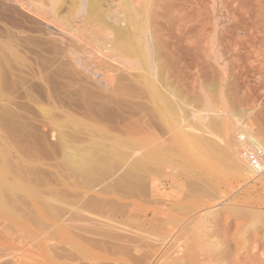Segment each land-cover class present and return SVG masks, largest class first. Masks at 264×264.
Here are the masks:
<instances>
[{
    "label": "rangeland",
    "instance_id": "374dc122",
    "mask_svg": "<svg viewBox=\"0 0 264 264\" xmlns=\"http://www.w3.org/2000/svg\"><path fill=\"white\" fill-rule=\"evenodd\" d=\"M94 1L96 5L94 7H96V9H94V7L92 8L90 7L89 9H90L91 17L93 19L95 17L96 21L95 19L93 20L90 16L88 18H91V19L87 18L88 14L86 13V11L88 8L86 7L85 2H83L82 0H53V1L52 0H0V45L1 47L3 46L2 47L3 49L0 48V51H1L0 52L1 53L0 54V65L2 64L0 66L1 67L0 68V80H1L0 81V84H1L0 85V91H1L0 92V99H1L0 100V115L4 116V119H5L4 120L3 117L0 116V120L2 119L4 121V122L2 120H1L2 122L0 121V180H1L0 181L1 183L0 184V249L2 250V251L0 250V255H1L0 264H19V263L20 264L21 263L23 264H32V263L33 264H92L94 263L95 264L96 262L97 264H128V263L129 264H143V263L144 264L145 263L146 264H164L163 262L167 264V262L163 261V259L164 260L167 259V261H171L170 259H172L173 256L180 255L181 253L180 251H182L183 249L182 240H184V237H185L184 234L188 233V231L195 230L196 227L198 230H200L202 223H199V222H203L202 217L204 216L205 210L207 209V207H216L218 206V204H219L218 209L214 211V213L215 212L217 213H215L214 215H211L210 221H214V220L216 221L217 219L220 221L222 218L231 219L232 223L235 222V223H239L241 227L244 226L245 231H243L244 229L242 228L243 232H247L248 230L249 233L253 229H256L257 227L262 225V223H264V175H261L260 177L255 178L254 175H249L245 171L244 166L240 167L241 168L239 169L241 171L240 172L241 174H240L236 170H233L232 169L233 167L229 166L228 164L230 162H231L230 165H232L233 162L235 163V160H234V152L236 151L235 142H236V136L238 135L237 133L240 128L237 126H235V129L234 128L232 129V132H231L232 135L230 139L232 140L231 142L230 140L227 142V139H225V134L223 136V131L219 129L220 135L219 136L214 135L215 137L213 136L215 138L214 139L215 141L218 138V141H216L215 143L218 149L215 146V148L217 149L216 150L214 146L212 145L213 147H210V146L208 147L209 150H211V148L213 149L211 152L206 148H205L206 150L204 149V151L200 152L197 148L198 146L196 143L197 140L194 137H190L191 139L188 138L187 142L184 143L182 140H178L179 138H176L174 136L177 130L173 131V133L168 132L166 131L164 125L156 124L157 121L155 120L154 121L155 124L153 125L154 127L152 128L153 130L151 129V131H153L152 133L155 132L157 134L156 137H158L160 141V143L156 145L157 147L156 150L158 154L156 158L157 159L159 158V159L157 160L155 158V160L148 161V162L154 163V164L150 163L152 164L153 167L151 165L149 167L153 169L156 168V170H158V172L154 170L155 173L151 172L155 180L149 181L150 183L147 181L146 187L149 185L150 186L145 188L147 190H145L144 192H141V190L138 187L137 189L135 186L134 177H132L131 179L128 178L127 180L126 178L123 179L126 181H121L122 179L121 180L119 179L120 178L119 176L123 172H125L124 170L126 169L130 170L128 163L132 164L131 163L132 160L137 158L138 157L137 155H140L141 153V150L139 149V144H138V140L140 136L137 135V130H135L137 128L133 126H136V123L138 121L137 118H139L140 115L143 114L144 112H145L144 116L148 115L145 118V120L148 121L149 119L148 117H150L149 109L151 108H149L150 105H149V101L146 100L147 98L142 97L144 93L146 96V91L143 88L144 87L143 82L147 76H145V71L141 68V65L138 63V57L136 56L135 58L134 53L132 52L130 53L127 51L125 52V50L118 49L116 46H113V45H117V42L118 44L121 45L120 40L123 41L122 45L123 44L125 45L126 39L124 38L127 37L126 34H128L130 31H131L130 33L135 32L133 31L134 27L131 25V23L127 22L129 20V19H126L125 17L127 15V12L129 13V15H127V18L138 16L137 17L138 21L141 22L142 27H143V29L141 27L140 35L142 38L141 40L142 47H144L143 51L145 50L143 52L144 60L146 58L145 57L146 54L152 52L153 46L156 48V44H157V49L159 48L158 49L159 51L156 49L154 51H158V52L154 53L153 51V54H156V55L152 56V53L147 54L149 55L148 59L149 58L151 59L150 61H152L153 58L156 59V61L154 60L153 66H150L152 67L151 72L152 73L156 72L157 70H154L155 67L159 68L161 67V64H163L161 68V70L163 69L162 72L166 70L164 71L166 74L163 72L164 73L163 76H166V77H163L165 85L161 83L162 85H164L161 87V84L156 81V84L158 83L160 85V86L157 85L159 86L158 88L159 89L163 88L161 89L163 92L168 91V92H172V94L175 93L173 96L179 99V96L176 92L181 93V95L184 92V94L188 95V93L190 94V90H192L193 88L197 86L201 88L202 90L206 91V88L210 83L209 88L207 90H212V91L210 92L208 91V95L215 96L216 97L215 99L213 97L210 99L216 100V103H219V105L220 104L224 105L226 103H229L227 100L231 99L229 98L230 96L227 95V92L223 90L226 89V87H227L226 90L233 89L235 92V96L236 97L238 96L237 100H240V102L236 103L237 113L228 112L227 115L223 117V119L220 120V117H219L218 119V121H220L219 123H221V125L224 127V124H227L229 122L235 125L236 121L238 120L240 122V125L241 126L243 125L242 127H245L246 129H248V131H251L252 134H254L256 137L261 139L262 137H264V133L261 132L259 128L260 122L261 124H264V120H263L264 114H262L264 113V80L263 78L261 79L260 77L262 76V74H264V72L261 70L262 72L261 74L260 72L257 73V71H260L258 69L259 67L260 69H264V67L261 68V66L257 65L258 62H255V59L256 60L260 59V58H257L256 55L257 54L260 55L262 51L264 52V43L262 42L264 40L262 39L264 38L263 36L264 35V32H263L264 31V23H263L264 11H262L264 9L263 8L264 0L262 1L261 0H250V1L248 0L249 2L246 0H244L246 2L239 0V2L241 3L240 5L236 3L237 0L235 1L232 0L233 3L231 0H225V1L223 0V2L219 0L220 2H215V5L212 4V0H201V1L200 0H122V1L121 0H103V1L94 0ZM202 2L203 4L205 3L208 5H205V4L203 5ZM222 3H226L224 4L226 8ZM260 3H263V4L260 5ZM218 4H220V7L217 8ZM221 4H222V7H221ZM232 5H234L235 7L234 6L231 7ZM242 5L243 7L245 8L247 7V8L246 9L243 7L241 8ZM83 6L86 8V10L85 8H83ZM97 6H100V8L99 7L97 8ZM203 6L209 7V8L207 9V8H204ZM248 6L250 9L248 8ZM261 6H262V9H261ZM136 7L138 8V10L136 9ZM200 7H203V10L207 9L206 12L209 13L208 17L210 16V19L204 17V15H206V12L205 10L204 12H202L201 11L202 8ZM227 7L229 8V11L231 10L232 11L229 12L228 10H226L228 9ZM252 8L254 9L252 10ZM123 9H125L126 11ZM135 9L138 14L136 13ZM247 9L251 11L249 12ZM101 11L102 12L104 11V12L102 13ZM200 11L203 14H201ZM239 12L242 13V16L240 15ZM256 12L259 14V16L257 15L259 18H257L256 15L254 16V14H257ZM92 13L95 15H93ZM125 13L126 15H124ZM260 15H261V18H260ZM210 20H211V23H208L210 22ZM126 23L127 25L129 24V26H132V27L126 26ZM205 23H208V24H205ZM258 23H260L261 25ZM212 24H215L216 26L219 24L218 26L222 27L220 29L221 34H219L218 32L213 34ZM199 27L201 28V30L199 29ZM233 27H234V30L237 28L236 31L230 30ZM202 28L205 29V30L203 29L205 31L203 32V34H202ZM206 30L207 31L209 30L210 33L207 32ZM224 32H226L227 34L230 33L231 35L229 34L228 36L229 37L232 36V37L229 38L227 35L224 37L223 36V34L225 35ZM200 33L202 35H206L207 33H209L207 34V37L209 36L207 38L208 40L206 39L205 36H203L205 37L203 38ZM218 35L222 36V38L221 37L220 38L222 40L224 39L223 40V42L225 41L224 44L223 42H221L222 40L216 39V38H219ZM198 36L201 41H199V39L197 38ZM192 37H195V38H192ZM201 37L203 38V41L207 40L205 42L207 43L206 46L202 43L203 41ZM196 39L199 42L198 41L195 42ZM211 40H213V42ZM234 41L237 42L238 44L237 43L235 44ZM145 43L148 46L146 48H145ZM192 43H194V47H192L193 46ZM219 43H221V45ZM227 44H229L228 45L229 48ZM189 45H190V48H189ZM195 45H198V46L196 47ZM202 46H205L206 48L208 46V48L206 49V48H203ZM230 46H231V49H230ZM220 47H221V51H220ZM185 49L188 51H186ZM222 49L226 50V52L228 51L227 52L228 54L225 53L226 55L224 57H222V55H219V57H221L222 59H219L218 65L217 67H215V69L211 66L207 68L204 65L203 67L205 68L200 66L201 63L199 62L202 61L203 62L202 64H204L205 54H211V55H213L214 53L215 55L222 54L223 53ZM244 52L246 53L243 54ZM125 53L131 54L132 57L128 54V57H126L127 59H124L122 61L121 57ZM171 53L173 55H170V58H169L168 54H171ZM126 54L125 56H127ZM238 54L239 55L241 54V55L239 56ZM186 55H187V59H186ZM190 55L191 56L194 55L192 57L194 61L191 60L192 58H189ZM251 56H253V58ZM199 57H200V60H199ZM165 58L166 59L168 58V61L170 63L166 62ZM43 59L45 61L42 62ZM171 59H173L172 62L174 61L173 64H171L172 63ZM248 59H250V61H248ZM240 60H241V63H240ZM33 61L35 62L33 63ZM190 61L192 63H190ZM134 62L137 64H135ZM195 62H198V63L194 64ZM178 63L180 65H178ZM235 63H236V67L238 68H235V65H234ZM51 64H54L55 67ZM158 64H159V67L156 66ZM239 66H240V69H239ZM181 67L183 68L180 69ZM238 69L242 71L239 72ZM244 69H245V72L243 71ZM44 70L49 71V72H46ZM62 70H66V72ZM181 70L182 72H180ZM183 70H185L186 72H184ZM234 70L236 71L235 74H234L235 72ZM169 71H171V73ZM203 72L207 73L206 76H209V78L206 77ZM50 73L52 75H49ZM173 74H175V76ZM254 74H258V75H254ZM45 75L46 77H44ZM203 76H205L207 79L206 78L204 79ZM256 76H259V77H256ZM4 77L6 78V80ZM154 77L156 79V76ZM124 79L128 81L126 82ZM29 80H31V83ZM116 81H117L118 86L114 84L116 83ZM165 81L167 83H165ZM235 83L237 86L235 85ZM120 84L124 88L123 87L121 88ZM166 84H169V86ZM204 84L205 86L207 84L208 85L205 87ZM214 84H216V87L214 86ZM220 84H224L225 87L221 86ZM10 85L14 88H12ZM170 85L172 89L170 88ZM84 86L87 89H85ZM114 86L118 88L115 89ZM210 86L213 88H210ZM218 87L219 89H217L218 90L217 91L216 88ZM120 88L124 90L121 91L119 90ZM129 88H131V91H129L130 90ZM64 92H67V93H64ZM223 92H226L225 94L226 96H224ZM86 93L87 94L89 93V94L86 95ZM120 93H123V94H120ZM95 94H98V95H95ZM89 95L94 99H92ZM111 95L114 96V98ZM186 95H182V96H186ZM218 95L219 97H217ZM87 97L90 100H88ZM108 97L110 98L108 99ZM143 98H146V99L143 100ZM177 98L175 99L177 100ZM99 99L101 101L104 100L102 101V103L103 102L104 103L102 104ZM248 99L250 102L248 101ZM109 100L111 101L110 104H109ZM214 100L212 102H215ZM4 101L6 102V104ZM206 103L207 102H205L204 104ZM84 104H87V107ZM101 105L103 106L101 107ZM140 105H141L140 107L141 110L139 108ZM7 108H10V109H7ZM89 109H91V111ZM103 109L104 111H102ZM259 109L263 111H260L261 112L260 113ZM8 111L9 112L11 111V112L9 113ZM137 113L138 114L140 113V115H138ZM255 113H257V115H255ZM8 116L10 117L8 118ZM7 118L10 119V121L9 120L7 121ZM12 118H14V120ZM96 119H98V121H96ZM126 120L128 121L125 122ZM11 121L13 123H11ZM13 124H15L16 126ZM52 124H55L57 127ZM183 124H184L183 126L185 127H183L182 130L184 133L186 132L185 134L190 135L189 132H187L190 130L191 131L193 130L195 132L196 129L194 130L193 128L188 130L189 128L186 127V126H189L188 122H186L185 124V121H184ZM7 125L9 127H6ZM184 128L185 129L187 128V129L185 130ZM13 130L15 131L13 132ZM85 130L88 132H86ZM89 132H92V133H90L89 135L87 134ZM194 132H191V133H194ZM155 133L153 136L156 135ZM194 134L195 136L196 134L197 136L201 135L200 132L194 133ZM91 135H92V138L90 137ZM94 135H96V138ZM65 136L67 137V139L65 138ZM34 137H36L37 139L36 141ZM59 137H63L64 139L61 138L60 139L61 141H60ZM148 137L145 138L142 136L143 139L149 142L150 137L149 138ZM82 139H86V140H82ZM95 139H97V141L101 139L100 141L102 142L106 141L109 144H111V147H110L111 150L116 151L117 150L116 148H118V150L121 152L116 151L115 156L113 155L114 157L102 156V158L109 157L108 160L110 163L107 162V159H106L105 166L109 165L107 169L109 173L112 172L111 173L112 175L109 174L108 175L109 178H107L106 180L105 178L102 179L101 182L99 183L97 182L98 184L95 182H92L91 184L87 182V180L86 181L83 180L84 181L83 182L82 178H79V175L76 177V173H74V171H72L71 168L67 164H64L63 162L64 160L62 159V157L64 154L63 148L65 146L69 147V146L74 145L76 146L75 148H78L79 146L84 147V146H87V143L89 141L90 142L96 141ZM110 139H112L113 142L115 143H113L112 140H111L112 142L111 143ZM66 140L68 141V143ZM184 140L186 141V139ZM157 141L156 143H158ZM262 141L264 143V138H262ZM218 142L219 144L220 143L221 144L218 145ZM108 143H103V145L108 144ZM109 144L106 146H109ZM113 144L114 145L116 144V146H113ZM15 145H18V146H15ZM221 145L224 147H222ZM118 146L120 147V149ZM16 147H19V149ZM123 147H126V148H123ZM72 148L75 149L74 147ZM189 149L190 150L193 149L194 151L193 154H192V150H191V153L189 152L190 151ZM128 150L134 153L132 152L130 153V151ZM219 150L220 152H222V154L218 153ZM228 150H229V153H228ZM57 151L59 152L57 153ZM205 151H208L207 153H208L209 158L208 156H206L207 154ZM188 152L190 153V155ZM195 152H197L195 155L199 157L194 156ZM212 152L215 155L212 154ZM99 153H101V155L104 154L102 153V151L98 152L97 154L100 155ZM22 154H25V155L23 156ZM122 154L123 155L125 154L123 157L127 159V162H126V159H122L123 161H119L120 158H122L121 156ZM130 154L134 156L132 157ZM26 155L27 157H25ZM32 155H35L36 157ZM117 155H120L121 157L118 160L113 159L112 161V158H115V157L118 158ZM124 161L126 164H124ZM114 162L115 164L116 162H118L119 164L123 163L124 165L120 166L121 164L119 165L117 163L116 165L117 166L119 165L120 168L117 167L115 171L114 168H111L112 166L113 167L116 166V165H113ZM155 162H157L159 166L158 165L156 166ZM219 163H221L222 165ZM263 164H264V159H263ZM53 166H55V169ZM59 166H61V168ZM17 168H19L20 170ZM109 168L111 169V171ZM9 169L11 170V172ZM112 169L114 170L112 171ZM14 170H17V171H14ZM28 170H31V171H28ZM68 172H70L71 175ZM113 172H115L114 176H113ZM131 172L133 174V170H131ZM208 174L209 176H207ZM21 176L22 178H20ZM21 179L24 181L28 180L27 182H29V184L27 182H23ZM93 179L95 178H92V180ZM200 180L202 181L200 182ZM189 181L190 182L192 181L191 183H193L194 185L195 184L197 185V183L200 182L198 183V185L201 186L202 189L198 185H197L198 187L195 186V188L198 190V192L200 191V193L196 191V189L193 187L194 186L193 184H189ZM79 182L82 185L84 184L83 185L84 187L82 185L80 186ZM93 183L97 185H93ZM151 183L152 184L158 183V188L156 190L157 193L154 192V194H152L151 190H149V189H152L150 188L152 185ZM118 184L120 187L118 186ZM27 185L29 186V188ZM100 187H102L103 189L101 188L100 190ZM190 187L193 190H191ZM3 188L5 190L7 189L6 191L8 192H5ZM106 189L108 190V192ZM117 189L118 191L115 194V191ZM120 189L122 190L125 189L126 191L123 192ZM127 190L129 191V193L127 192ZM139 191H140V194H139ZM45 193L47 194L49 193L50 195H48L47 197ZM142 193H146V195ZM18 195H21V197L19 198ZM141 195L142 196L144 195L145 197L144 196L142 197ZM206 196L207 197L212 196V197H210V199L209 198L207 199ZM152 197H155V198H152ZM214 197L216 199H214ZM47 199L49 200V202H47L48 201ZM17 201L20 202L21 204L18 203ZM64 202L67 203L68 205H66ZM60 203L64 207L60 205ZM132 204H135V205L132 207ZM18 205L22 209H20ZM22 206L24 207V209ZM77 206L79 207L76 208ZM120 206L121 208H119ZM56 208L57 210H55ZM91 208H93L92 211H91ZM148 208H155L157 211V215L155 216V219H152V221H151V218H153L151 217L152 215H150L147 219H143V216H142L143 211ZM18 209L19 211H17ZM23 210H26L25 212L29 211L28 216ZM111 210L112 211L116 210V212L119 211V214L122 211L120 215L116 216V219L117 221L122 222L121 224H119V226L117 225V227H121L120 228L121 230H119L118 232L124 229L120 233L122 234L124 232L123 236H121L120 234H119L120 235L119 237L118 236L115 237L118 234L111 235L113 236V238L115 237L113 241L111 238L107 239L108 236L110 235H106L107 238L103 236H99V235L95 236L96 231L93 229V231L95 232L93 233L92 231L91 233L92 235L90 237L92 238V236L93 237L95 236L94 239L97 238L100 241L96 239V241L98 242L96 243V241L93 238L92 240L89 239L90 238L89 233L91 232L90 230L92 229V227L88 231V225H89L88 219L89 218L92 219L94 215V218H95L94 220H97L96 218H98L99 220L97 221H100L101 219L106 221L105 218L108 215H111L110 213ZM243 210L245 214L242 213ZM262 212H263V215H262ZM102 214H105L106 216L103 217L101 216ZM132 214L134 216V217L132 216L133 218L131 217ZM21 215H23V217ZM74 215L76 217H74ZM28 217H31V218H28ZM99 217H101V219ZM213 217H215V219ZM234 218L236 221L234 220ZM245 218H247L248 220L247 221L244 220ZM31 219L33 221L35 220L34 221L35 223L31 222L32 221ZM67 220H71V221L66 222ZM103 220H101V222ZM129 220L131 222H129ZM223 220L224 219H222V221ZM241 220H243L244 222ZM73 221L76 222L77 225L76 223H73ZM78 222L80 224H78ZM132 222L133 223L137 222L138 224L133 225ZM240 222H243V223H240ZM85 223H87L88 225ZM246 225L248 226V229L245 227ZM15 226L17 228H15ZM78 227L80 229L83 228V230L81 229L82 230L81 231ZM14 230L17 232H15ZM86 230L88 232H86ZM170 230H173V237H176L177 240L179 241L173 246V248L166 251L165 253L164 252L165 250L162 249L161 246H158V245H160L161 239L165 237L168 234V231ZM8 231L9 232L11 231L10 235ZM3 232H5L6 235ZM130 232L131 233L133 232V234H131ZM77 234L79 237L77 236ZM128 234H131V236H129ZM53 235L55 236V238ZM124 235L127 238H125ZM141 235L142 237L144 236L145 238L149 237L148 235H150L149 238L151 240L149 243H151V241L152 243L147 244L148 242L144 238H142ZM7 236L9 237L6 238ZM22 236L23 237L25 236L26 238H23ZM128 236L129 237L138 236V237H135L137 242H135L136 240L134 241L133 238L130 239ZM179 236L182 238H180ZM17 238L19 241H17ZM80 238L81 240H79ZM84 238L85 239L87 238V239L85 240ZM149 238H147V240ZM44 241L45 242L47 241V242L45 243ZM91 241H92V244H91ZM87 242H89L90 244ZM121 242H123V244L125 245H123ZM154 242H157L158 244L156 243L155 245ZM27 243L29 244V246ZM127 245L129 246L128 248H127ZM153 245L156 247H154ZM115 246L117 248H115ZM125 252L127 253L125 254ZM164 253H165V256L168 255L167 257H169L170 259L165 256L161 257V255H163ZM7 258L8 259L10 258V259L8 260ZM14 258L17 260L19 259V260L17 261ZM129 259L130 260L132 259V260L130 261ZM6 261L8 262L6 263ZM157 261L159 262L157 263Z\"/></svg>",
    "mask_w": 264,
    "mask_h": 264
},
{
    "label": "bare ground",
    "instance_id": "6f19581e",
    "mask_svg": "<svg viewBox=\"0 0 264 264\" xmlns=\"http://www.w3.org/2000/svg\"><path fill=\"white\" fill-rule=\"evenodd\" d=\"M53 1V0H52ZM83 2H85V4H86V7L88 8L87 9V11H86V13L88 14L87 15V18L90 16L91 17V13H90V7L92 8V7H94V6H96L95 5V1L94 0H82ZM103 1V0H102ZM122 1V0H121ZM201 1V0H200ZM221 2H223V0H220ZM219 0H212V4L213 5H215V2H220ZM225 1V0H224ZM232 1V0H231ZM235 1V0H234ZM242 1H244V0H242ZM246 1H248V0H246ZM246 1H244V2H246ZM250 1V0H249ZM248 1V2H249ZM262 1V0H261ZM83 2H81V3H83ZM203 2H205V1H203ZM203 2H202V4H203ZM53 3V2H52ZM77 3V2H76ZM78 3H80V2H78ZM97 3V2H96ZM227 3H229V2H227ZM232 3H233V1H232ZM236 3H238L239 5L241 4L240 2H239V0H237V2ZM254 3V2H253ZM84 4V5H85ZM100 4V3H99ZM120 4V3H119ZM200 4V3H199ZM201 4V5H202ZM205 4V3H204ZM203 4V5H204ZM217 4V3H216ZM223 5L224 4H226V3H222ZM222 4H221V7H222ZM242 4H243V2H242ZM245 4V3H244ZM248 4V3H247ZM250 4V3H249ZM257 4V3H256ZM261 4H263V3H260V5ZM98 5V4H97ZM108 5V4H107ZM106 5V6H107ZM205 5H208V4H205ZM228 5V4H227ZM237 5V4H236ZM254 5V4H253ZM51 6V5H50ZM102 6V5H101ZM105 6V5H104ZM225 6V5H224ZM234 5H232L231 7H233ZM238 6V5H237ZM250 6H252V5H250ZM257 6V5H256ZM100 8V6H97V8ZM204 8H209V7H205V6H203ZM203 7H200V8H202V12H204V10H203ZM218 7H220V4H218L217 5V8ZM229 7H230V5H229ZM235 7V6H234ZM243 7V5L241 6V8ZM260 7V6H259ZM83 8H85L84 6H83ZM124 8V7H123ZM225 8H226V6H225ZM224 8V9H225ZM228 8V7H227ZM238 8V7H237ZM236 8V9H237ZM243 8H245V7H243ZM247 8V7H246ZM245 8V9H246ZM248 8H249V6H248ZM264 8V7H263ZM94 9H96V7H94ZM136 9L138 10V8L136 7ZM136 9H135V11H136ZM207 9L205 10V12L207 11ZM232 9V8H231ZM250 9V8H249ZM254 8H252V10H253ZM261 9H262V6H261ZM82 10V9H81ZM84 10V9H83ZM85 10H86V8H85ZM99 10V9H98ZM107 10V9H106ZM123 10H125V9H123ZM212 10V9H211ZM210 10V11H211ZM223 10V9H222ZM226 10H228L229 11V8L228 9H226ZM248 10V9H247ZM80 11V10H79ZM95 11V10H94ZM94 11H93V13H94ZM126 11V10H125ZM128 11V10H127ZM201 11H200V13H201ZM232 11V10H231ZM231 11H229V12H231ZM246 11V10H245ZM249 11V10H248ZM251 11V10H250ZM249 11V12H250ZM262 11H264V9L262 10ZM261 11V12H262ZM102 12V11H101ZM104 12V11H103ZM102 12V13H103ZM56 13V12H55ZM92 13V14H93ZM96 13V12H95ZM102 13H100V14H102ZM123 13V12H122ZM136 13H137V11H136ZM199 13V14H200ZM236 13V12H235ZM240 13V12H239ZM246 13V12H245ZM257 13V12H256ZM97 14V13H96ZM138 14V13H137ZM201 14H203V13H201ZM208 12H206V15H204V17H206V18H208V19H210V16L208 17ZM214 14H216V13H214ZM251 14V13H250ZM261 14V13H260ZM59 15V14H58ZM93 15H95V14H93ZM92 15V16H93ZM123 15V14H122ZM124 15H126V13L124 14ZM123 15V16H124ZM127 15H129V13L127 12ZM127 15L125 16L126 17V19H129L127 22H130L131 23V25L134 27V30L133 31H135L134 33L132 32V33H128V34H126L127 35V37L126 38H124V39H126V44L124 45H122V42L123 41H121L120 40V42H121V45L120 44H118V42H117V45H113V46H116L118 49H122V50H125V52L127 51V52H132V53H134L135 54V58H136V56L138 57V63L141 65V68L145 71V76H147L146 77V79L144 80V82H143V84H144V90L146 91V96H145V93H144V95L142 96V97H146V98H143V100L144 99H146V100H148L149 101V105H150V107L149 108H151V109H149L150 110V117H148L149 119H148V121L147 120H145V118H146V116H148V115H146V116H144V114H145V112L143 113V114H141L140 115V113L138 114V115H140V117L139 118H137L138 119V121H137V123H136V126H133V127H136L137 129H135V130H137V135H139L140 137H139V140H138V144H139V149L141 150V153H140V155H137L138 157L137 158H135L134 160H132V164H130V163H128L129 164V168H130V170L129 169H126V170H124L125 172H123L119 177V179L121 180V181H126L128 178L129 179H131L132 177H134V180H135V186H136V188L138 187L140 190H141V192H144L145 190H147V189H145V188H147V187H149V186H147L146 187V185H147V181L149 182V181H151V180H155L154 179V177H153V174H151V172H154V170L156 171V172H158V170H156V168L155 169H153V168H151V167H149L150 165L152 166V164H154V163H152V162H148L149 160H155V158L158 156V154H157V150H156V145L157 144H159L160 143V141H159V138L158 137H156L157 136V134L155 135V136H153L154 135V133H152L153 131H151V129L154 127L153 125L155 124V120L158 122H156V124H162V125H164L165 126V129H166V131H168V132H171V133H173V131H175V130H177V132H175V134H174V136L176 137V138H179L178 140H182L184 143L185 142H187V139L188 138H190V137H194L196 140H197V148H198V150L201 152V151H204V149L206 148V149H208V147L210 146V147H213L214 146V148H215V146H216V148L218 149V147H217V145L215 144L216 143V141H218V138H217V140L215 141L214 139V135H220L219 134V129L221 130V131H223V136H224V134H225V139H227V142L231 139V132H232V129L234 128L235 129V126H237V127H240L239 128V131H238V135L236 136V142H235V152H234V160H235V163L233 162L232 163V165H230V163H228L229 164V166H231V167H233L232 169L233 170H236L238 173H240L241 171L239 170V169H241L240 167H243L244 166V169H245V171L249 174V175H254L255 176V178L256 177H260L261 175H264V164H263V159H264V143H263V141H262V138H264V137H262L261 139H259L258 137H256L254 134H252V132L251 131H248V129H246L245 127H242L241 125H240V122L237 120L236 121V124L234 125L233 123L231 124L230 122L229 123H227V124H224V127L221 125V123H219L220 121H218V119H219V117H220V120L221 119H223V117L224 116H226L227 115V113L228 112H234V113H237V110H236V103L237 102H240V100H237V97L235 96V92H234V90L233 89H230V90H226L227 89V87H226V89H224L223 91H226L227 92V95H229L230 97L229 98H231V99H229V100H227L229 103H226V104H224V105H222V104H220L219 105V103H216V100H214L216 97L215 96H213V95H208V91L210 92V91H212V90H207L208 88H209V85H210V83H209V85L207 86V88H206V91H204V90H202L201 88H199L198 86V88L197 87H195V88H193L192 90H190V94L188 93V95H186V94H184V92L182 93V95H186V96H182L181 95V93H178V92H176L177 94H178V96H179V99L177 98V97H174L173 95L175 94V93H173L172 94V92H168L167 91V89H166V91L167 92H163L161 89H163V88H161V89H159L158 87L160 86L158 83H162V84H164V80H163V77H166V76H163L164 75V71H166V70H164L163 72H162V70H161V68H162V65L163 64H161V67H159V64L158 65H156V66H158L159 68H156L155 67V69L154 70H157L156 72H151V68L152 67H150V66H153V63H154V60L156 61V59H154L153 57V60L152 61H150L151 59L149 58L148 59V57H149V55H147V54H150V53H152V56L154 55H156V54H153V51L156 49V50H158L157 49V44H156V48L153 46V51L152 52H150V53H145L146 54V58H145V60H144V54H143V52L145 51H143V48L144 47H142V38H141V35H140V30H141V27H142V24H141V22L140 21H138V16H135V17H132V18H127ZM240 15L242 16V13H240ZM239 15V16H240ZM256 15V17L257 18H259L258 16H259V14L257 13V14H254V16ZM258 15V16H257ZM83 16V15H82ZM96 16H98V15H96ZM212 16V15H211ZM214 16V15H213ZM264 16V15H263ZM84 17H86V16H84ZM102 17V16H101ZM230 17V16H229ZM247 17H249V16H247ZM251 17V16H250ZM58 18V17H57ZM92 18V17H91ZM91 18H88V19H91ZM99 18H100V16H99ZM104 18V17H103ZM172 18V17H171ZM235 18V17H234ZM242 18V17H241ZM240 18V19H241ZM260 18H261V15H260ZM263 18V17H262ZM79 19V18H78ZM93 19V18H92ZM94 19H95V17H94ZM93 19V20H94ZM217 19V18H216ZM216 19H214V20H216ZM236 19V18H235ZM234 19V20H235ZM248 19V18H247ZM246 19V20H247ZM253 19V18H252ZM75 20V19H74ZM125 20V19H124ZM200 20H202V19H200ZM206 20V19H205ZM231 20V19H230ZM229 20V21H230ZM233 20V19H232ZM242 20V19H241ZM255 20V19H254ZM260 20V19H259ZM63 21V20H62ZM95 21H96V19H95ZM105 21V20H104ZM126 21V20H125ZM209 21V20H208ZM208 21H206V22H208ZM228 21V22H229ZM261 21V20H260ZM64 22V21H63ZM74 22V21H73ZM89 22V21H88ZM91 22V21H90ZM94 22V21H93ZM219 22H220V20H219ZM218 22V23H219ZM227 22V23H228ZM234 22V21H233ZM237 22V21H236ZM249 22V21H248ZM251 22V21H250ZM110 23V22H109ZM119 23V22H118ZM200 23H201V21H200ZM208 23H211V20H210V22H208ZM208 23H205V24H208ZM226 23V24H227ZM232 23V22H231ZM241 23H243V22H241ZM261 23V22H260ZM260 23H258V24H260ZM263 23H264V21H263ZM69 24V23H68ZM222 24V23H221ZM224 24V23H223ZM240 24V23H239ZM238 24V25H239ZM257 24V25H258ZM58 25V24H57ZM93 25V24H92ZM204 25V24H203ZM202 25V26H203ZM219 25V24H218ZM216 26L215 24H212V30H213V34H215L216 32H218L219 34H221V31H220V29L222 28L221 26L219 27V26ZM261 25V24H260ZM60 26V25H59ZM126 26H129V24L127 25V23H126ZM132 26H129V27H132ZM229 26V25H228ZM227 26V27H228ZM247 26V25H246ZM75 27V26H74ZM113 27V26H112ZM112 27H111V29H112ZM196 27V26H195ZM201 27V26H200ZM199 27V29L201 30V28ZM204 27V26H203ZM206 27V26H205ZM226 27V28H227ZM234 27H236V26H234ZM234 27L233 28H231L230 30H234ZM239 27V26H238ZM256 27V26H255ZM260 27V26H259ZM97 28H99V27H97ZM194 28V27H193ZM258 28V27H257ZM256 28V29H257ZM124 29V28H123ZM127 29H128V27H127ZM142 29H143V27H142ZM195 29V28H194ZM204 28H202V34H203V32H205L204 30H203ZM207 29V28H206ZM209 29V28H208ZM237 29V28H236ZM236 29L234 30V31H236ZM244 29V28H243ZM263 29V28H262ZM126 30V29H125ZM196 30V29H195ZM199 30V31H200ZM227 30V29H226ZM242 30V29H241ZM255 30V29H254ZM253 30V31H254ZM193 31V30H192ZM207 31V30H206ZM224 31H225V29H224ZM239 31V30H238ZM252 31V32H253ZM257 31V30H256ZM201 32V31H200ZM207 32H209L210 33V31L208 30ZM228 32H230V31H228ZM255 32V31H254ZM253 32V33H254ZM264 32V31H263ZM209 33H207V34H209ZM225 33V35L223 34V36L225 37L226 35L228 36L229 34H227L226 32H224ZM233 33V32H232ZM257 33V32H256ZM142 34V33H141ZM201 34V33H200ZM201 34V35H202ZM207 34L206 35H202V37L203 36H205L206 37V39L209 37H207ZM236 34V33H235ZM258 34V33H257ZM256 34V35H257ZM262 34V33H261ZM231 35V34H230ZM233 35V34H232ZM259 35H260V33H259ZM200 36V35H199ZM199 36L197 37L198 39H199ZM210 36H212V35H210ZM236 36V35H235ZM264 36V35H263ZM201 37V39H202V41H203V38H205V37H203L202 38ZM216 37V36H215ZM218 37L219 38H216V39H219V40H222L221 38H222V36L221 35H218ZM221 37V38H220ZM223 37V38H224ZM229 37V36H228ZM232 37V36H231ZM231 37H229V38H231ZM237 37V36H236ZM244 37V36H243ZM118 38H119V36H118ZM192 38H195V37H192ZM234 38V37H233ZM248 38V37H247ZM259 38V37H258ZM225 39H227V38H225ZM235 39V38H234ZM241 39V38H240ZM262 39H264V38H262ZM208 40V39H207ZM206 40V41H207ZM224 40V39H223ZM223 40L221 41V42H223ZM229 40V39H228ZM256 40V39H255ZM196 41H198L197 39L195 40V42ZM199 41H201L200 39H199ZM198 41V42H199ZM206 41H203L202 43L206 46V44L207 43H205ZM212 42H213V40H211ZM218 41V40H217ZM230 41V40H229ZM236 41V40H235ZM234 41V42H235ZM246 41H247V39H246ZM191 42V41H190ZM194 42V41H193ZM197 42V43H198ZM231 42H233V41H231ZM238 42H239V40H238ZM253 42V41H252ZM259 42V41H258ZM263 43H264V40L262 41ZM12 43V42H11ZM124 43H125V41H124ZM225 43V41L223 42V44ZM227 43H229V42H227ZM237 42H235V44H236ZM243 43V42H242ZM242 43H241V45H242ZM260 43V42H259ZM262 43V44H263ZM3 44V43H2ZM112 44V43H111ZM114 44V43H113ZM116 44V43H115ZM155 44V43H154ZM153 44V45H154ZM193 44V46L192 47H194V43H192ZM203 44H201V45H203ZM220 45H221V43H219ZM238 44V43H237ZM245 44H247V43H245ZM261 44V45H262ZM44 45V44H43ZM219 45V46H220ZM229 44H227V46H228ZM232 45H234V44H232ZM12 46V45H11ZM40 46V45H39ZM50 46V45H49ZM196 47L198 46V45H195ZM205 46H202L203 48H206ZM223 46V45H222ZM239 46H240V44H239ZM254 46H255V44H254ZM3 47V46H2ZM1 47V45H0V48H2ZM37 47V46H36ZM115 47V48H116ZM146 47H148L147 45H146V43H145V48ZM159 47V46H158ZM202 47H201V49H202ZM258 47V46H257ZM263 47V46H262ZM48 48V47H47ZM189 48H190V45H189ZM207 48H208V46H207ZM206 48V49H207ZM224 48H226V47H224ZM228 48H229V46H228ZM3 49V48H2ZM193 49V48H192ZM230 49H231V46H230ZM44 50V49H43ZM51 50V49H50ZM117 50V49H116ZM186 50V49H185ZM194 50V49H193ZM239 50H240V48H239ZM242 50V49H241ZM35 51V50H34ZM45 51H47V50H45ZM118 51V50H117ZM159 51V50H158ZM158 51H154V53H156V52H158ZM186 51H188V50H186ZM195 51V50H194ZM198 51V50H197ZM201 51V50H200ZM212 51V50H211ZM220 51H221V47H220ZM230 51V50H229ZM243 51V50H242ZM262 51V50H261ZM260 51V52H261ZM1 52V51H0ZM123 52V51H122ZM199 52V51H198ZM202 52V51H201ZM214 52H215V50H214ZM223 52V53H222ZM222 54H218V55H215V53L213 54V55H211V54H205V56H204V64H202L203 62L201 61V62H199V63H201L200 64V66H202L203 67V65L207 68V67H209V66H211V67H213L214 69H215V67H217V65H218V61H219V59H222L221 57H219V55H222V57H224L226 54L225 53H227L226 52V50H223L222 49ZM231 52H232V50H231ZM120 53V52H119ZM124 53V52H123ZM159 53H161V52H159ZM170 53V52H169ZM186 53V52H185ZM193 53V52H192ZM246 52H244L243 54H245ZM1 54V53H0ZM49 54V53H48ZM121 54V53H120ZM119 54V55H120ZM126 54V53H125ZM125 54L121 57V59H122V61L124 60V59H127L126 57H128V54L129 53H127L126 55L127 56H125ZM228 54V53H227ZM231 54V53H230ZM254 54V53H253ZM5 55V54H4ZM35 55V54H34ZM39 55V54H38ZM131 57H132V55L131 54H129ZM169 55V58H170V55H173L172 53L171 54H168ZM174 55H175V53H174ZM185 55V54H184ZM188 55V54H187ZM187 55H186V59H187ZM232 55V54H231ZM234 55V54H233ZM239 55V54H238ZM241 55V54H240ZM239 55V56H240ZM160 56V55H159ZM163 56V55H162ZM182 56H183V54H182ZM191 56V55H190ZM189 56V58H192L193 56H191L190 57ZM237 56V55H236ZM250 56V55H249ZM257 56V58H260V59H255V62H258L257 63V65H259V66H261V68L262 67H264V52L262 51L261 53H260V55H256ZM260 56V57H259ZM7 57V56H6ZM131 57H129V58H131ZM151 57V56H150ZM165 57V56H164ZM175 57V56H174ZM185 57V56H184ZM234 57V56H233ZM252 58H253V56H251ZM32 58H33V56H32ZM54 58V57H53ZM162 58V57H161ZM171 58H172V56H171ZM179 58V57H178ZM237 58V57H236ZM247 58V57H246ZM245 58V59H246ZM248 58H250V57H248ZM252 58H251V60H252ZM55 59V58H54ZM166 59V58H165ZM173 59H175V58H173ZM173 59H171V62H172V60ZM181 59V58H180ZM179 59V60H180ZM194 59H195V57H194ZM197 59V58H196ZM234 59V58H233ZM16 60H18V59H16ZM36 60V59H35ZM38 60V59H37ZM134 60V59H133ZM160 60V59H159ZM163 60H164V58H163ZM182 60H184V59H182ZM191 60H193V58L191 59ZM199 60H200V57H199ZM239 60V59H238ZM254 60V59H253ZM39 61V60H38ZM43 61H45L44 59L42 60V62ZM50 61H52V60H50ZM121 61V60H120ZM121 61V62H122ZM166 62H169L168 61V58L165 60ZM188 61V60H187ZM194 61V60H193ZM197 61V60H196ZM230 61V60H229ZM243 61V60H242ZM247 61V60H246ZM248 61H250V59H248ZM3 62V61H2ZM1 62V63H2ZM20 62V61H19ZM23 62V61H22ZM35 61H33V63H34ZM54 62V61H53ZM61 62V61H60ZM64 62V61H63ZM131 62H132V60H131ZM137 62V61H136ZM158 62V61H157ZM161 62V61H160ZM174 62V61H173ZM173 62L171 63V64H173ZM179 62V61H178ZM183 62V61H182ZM186 62V61H185ZM189 62V61H188ZM237 62V61H236ZM9 63V62H8ZM26 63V62H25ZM135 63V62H134ZM164 63V62H163ZM170 63V62H169ZM181 63V62H180ZM190 63H192L191 61H190ZM196 63H198V62H195L194 64H196ZM240 63H241V60H240ZM250 63V62H249ZM10 64V63H9ZM42 64V63H41ZM44 64V63H43ZM46 64V63H45ZM67 64V63H66ZM135 64H137V63H135ZM167 64V63H166ZM182 64V63H181ZM231 64V63H230ZM239 64V63H238ZM238 64H237V66H238ZM244 64V63H243ZM254 64V63H253ZM256 64V63H255ZM2 65V64H1ZM0 65V66H1ZM30 65V64H29ZM49 65V64H48ZM51 65H53L54 66V64H51ZM60 65V64H59ZM155 65V64H154ZM178 65H180L179 63H178ZM177 65V66H178ZM235 65V68H238V67H236V63L234 64ZM9 66V65H8ZM45 66V65H44ZM50 66V65H49ZM125 66V65H124ZM172 66V65H171ZM175 66V65H174ZM186 66V65H185ZM233 66V65H232ZM259 66H257V67H259ZM4 67V66H3ZM28 67V66H27ZM55 67V66H54ZM165 67H166V65H165ZM205 67H203V68H205ZM255 67H256V65H255ZM1 68V67H0ZM22 68V67H21ZM26 68V67H25ZM32 68V67H31ZM45 68V67H44ZM154 68V67H153ZM183 67H181L180 69H182ZM192 68V67H191ZM6 69V68H5ZM48 69V68H47ZM140 69V68H139ZM164 69H166V68H164ZM239 69H240V66H239ZM238 69V71L240 72V71H242V70H239ZM245 69H247V68H245ZM245 69L243 70L244 72H245ZM249 69V68H248ZM260 71H257V70H255V71H257V73L258 72H260L261 74H262V72H261V70L264 72V69H260V67L258 68ZM3 70V69H2ZM9 70V69H8ZM15 70V69H14ZM59 70H61V69H59ZM58 70V71H59ZM187 70V69H186ZM198 70V69H197ZM209 70H211V69H209ZM16 71H18V70H16ZM44 71H46V70H44ZM62 71H65L66 72V70H62ZM153 71V70H152ZM179 71V70H178ZM184 72H186L185 70H183ZM200 71V70H199ZM214 71V70H213ZM235 71V70H234ZM20 72V71H19ZM23 72V71H22ZM33 72H34V70H33ZM46 72H49V71H46ZM61 72V71H60ZM168 72V71H167ZM170 73H171V71H169ZM180 72H182V70L180 71ZM208 72V71H207ZM215 72V71H214ZM249 72V71H248ZM5 73H7V72H5ZM32 73V72H31ZM52 73V72H51ZM49 74V75H52V74ZM204 73V72H203ZM236 73V71L234 72V74ZM251 73H252V71H251ZM255 73V72H254ZM259 73V74H260ZM9 74V73H8ZM26 74V73H25ZM57 74V73H56ZM65 74V73H64ZM67 74V73H66ZM111 74V73H110ZM120 74V73H119ZM166 74V73H165ZM206 74L207 73H204V75L206 76ZM213 74V73H212ZM12 75H14V74H12ZM28 75V74H27ZM26 75V76H27ZM54 75V74H53ZM62 75V74H61ZM169 75V74H168ZM174 76H175V74H173ZM177 75V74H176ZM202 75V74H201ZM208 75H209V73H208ZM247 75V74H246ZM254 75H258V74H254ZM31 76V75H30ZM120 76V75H119ZM154 76H156V79H155V77ZM181 76V75H180ZM185 76V75H184ZM203 76V78L205 79L206 77H208L209 78V76ZM239 76V75H238ZM261 76V75H260ZM6 77H7V75H6ZM15 77H17V76H15ZM14 77V78H15ZM19 77V76H18ZM23 77H25V76H23ZM44 77H46V75L44 76ZM58 77V76H57ZM123 77V76H122ZM168 77V76H167ZM256 77H259V76H256ZM5 78V77H4ZM33 78V77H32ZM61 78V77H60ZM124 78V77H123ZM239 78V77H238ZM261 79L263 78V80H264V74H262V76L260 77ZM3 79V78H2ZM34 79V78H33ZM126 79V78H125ZM124 79V80H125ZM165 79H167V78H165ZM207 79V78H206ZM5 80H6V78H5ZM26 80V79H25ZM183 80V79H182ZM1 81V80H0ZM30 81V83H31V80H29ZM49 81V80H48ZM69 81V80H68ZM118 81V80H117ZM117 81H116V83H114V84H116V86H118L117 85ZM126 81V80H125ZM128 81V80H127ZM126 81V82H127ZM156 81L158 82L157 84H156ZM160 81V82H159ZM168 81V80H167ZM175 81V80H174ZM180 81V80H179ZM214 81V80H213ZM213 81H212V83H213ZM219 81V80H218ZM35 82H36V80H35ZM45 82V81H44ZM130 82V81H129ZM207 82V81H206ZM220 82V81H219ZM231 82V81H230ZM67 83V82H66ZM119 83V82H118ZM140 83V82H139ZM165 83H167L166 81H165ZM203 83V82H202ZM208 83V82H207ZM29 84V83H28ZM52 84V83H51ZM161 84V87L162 86H164V85H162ZM170 84V83H169ZM169 84H166V85H168L169 86ZM227 84V83H226ZM1 85V84H0ZM7 85V84H6ZM13 85V84H12ZM20 85V84H19ZM57 85V84H56ZM58 85H59V83H58ZM77 85V84H76ZM124 85V84H123ZM157 85H159V86H157ZM185 85V84H184ZM183 85V86H184ZM193 85V84H192ZM221 86H224V84H220ZM219 85V86H220ZM235 85H236V83H235ZM11 86V85H10ZM69 86H70V84H69ZM80 86V85H79ZM133 86V85H132ZM204 86H205V84H204ZM205 86V87H206ZM214 86L216 87V84H214ZM220 86V87H221ZM237 86V85H236ZM12 87V86H11ZM16 87V86H15ZM26 87V86H25ZM56 87V86H55ZM54 87V88H55ZM66 87V86H65ZM64 87V88H65ZM72 87V86H71ZM81 87V86H80ZM85 87V86H84ZM115 87V86H114ZM120 87L122 88L123 86H121V84H120ZM128 87V86H127ZM131 87V86H130ZM173 87V86H172ZM214 87V88H215ZM225 87V86H224ZM12 88H14V87H12ZM32 88V87H31ZM52 88V87H51ZM68 88V87H67ZM116 88H118V87H115V89ZM119 89V90H124V89ZM124 88V87H123ZM134 88V87H133ZM169 88V87H168ZM170 88H171V85H170ZM204 88V87H203ZM210 88H213V87H211L210 86ZM79 89V88H78ZM77 89V90H78ZM85 89H87L86 87H85ZM130 90L129 91H131V88H129ZM138 89V88H137ZM172 89V88H171ZM205 89V88H204ZM217 89H219V87L218 88H216V90ZM222 89V88H221ZM235 89V88H234ZM8 90H10V89H8ZM15 90V89H14ZM64 90V89H63ZM67 90V89H66ZM80 90V89H79ZM135 90V89H134ZM237 90V89H236ZM235 90V91H236ZM65 91V90H64ZM81 91V90H80ZM82 91H83V89H82ZM141 91V90H140ZM178 91H180V90H178ZM185 91V90H184ZM218 91V90H217ZM222 91V90H221ZM1 92V91H0ZM3 92V91H2ZM13 92V91H12ZM76 92H78V91H76ZM91 92H92V90H91ZM118 92V91H117ZM138 92V91H137ZM226 92H223L224 93V96H226L225 94H226ZM4 93V92H3ZM29 93V92H28ZM64 93H67V92H64ZM69 93V92H68ZM95 93V92H94ZM97 93V92H96ZM126 93V92H125ZM124 93V94H125ZM214 93V92H213ZM222 93V94H223ZM82 94V93H81ZM89 94V93H88ZM87 93H86V95H88ZM92 94V93H91ZM120 94H123V93H120ZM221 94V93H220ZM72 95V94H71ZM77 95V94H76ZM85 95V96H86ZM95 95H98V94H95ZM126 95V94H125ZM124 95V96H125ZM231 95H233V96H231ZM90 96V95H89ZM100 96V95H99ZM98 96V97H99ZM112 96V95H111ZM127 96V95H126ZM177 96V95H176ZM210 96V97H209ZM223 96V97H224ZM80 97V96H79ZM91 97V96H90ZM96 97V96H95ZM104 97V96H103ZM113 98H114V96H112ZM111 97V98H112ZM118 97V96H117ZM116 97V98H117ZM185 97H187V98H185ZM214 98V99H210V98ZM217 97H219V95L217 96ZM69 98V97H68ZM78 98V97H77ZM76 98V99H77ZM82 98H83V96H82ZM92 98V97H91ZM97 98V97H96ZM106 98V97H105ZM110 97H108V99H109ZM175 98H177V100L175 99ZM233 98V99H232ZM71 99V98H70ZM69 99V100H70ZM87 99H88V97H87ZM92 99H94V98H92ZM91 99V100H92ZM1 100V99H0ZM84 100V99H83ZM82 100V101H83ZM88 100H90V99H88ZM100 100V99H99ZM114 100V99H113ZM215 101V102H212V101ZM224 100V99H223ZM71 101V100H70ZM94 101V100H93ZM97 101V100H96ZM102 101H104V100H102ZM102 101L100 100V102L102 103ZM147 101V102H148ZM207 102L206 104H204L205 102ZM218 101V100H217ZM225 101V100H224ZM247 101V100H246ZM248 101H249V99H248ZM5 102V101H4ZM3 102V103H4ZM77 102V101H76ZM105 102H106V100H105ZM110 100H109V104H110ZM250 102V101H249ZM248 102V103H249ZM253 102H254V100H253ZM98 103V102H97ZM104 103V102H103ZM102 103V104H103ZM5 104H6V102H5ZM77 104V103H76ZM80 104V103H79ZM88 104V103H87ZM87 104H84V105H86V107H87ZM100 105V104H99ZM219 105V106H218ZM3 106V105H2ZM90 106V105H89ZM88 106V107H89ZM103 105H101V107H102ZM138 106V105H137ZM241 106V105H240ZM261 106V105H260ZM263 106V105H262ZM59 107V106H58ZM80 107H81V105H80ZM106 107V106H105ZM104 107V108H105ZM141 107V105L139 106V108ZM143 107V106H142ZM239 107V106H238ZM93 108V107H92ZM145 108V107H144ZM253 108V107H252ZM263 108V107H262ZM2 109V108H1ZM3 109H5V108H3ZM7 109H10V108H7ZM61 109V108H60ZM110 109V108H109ZM138 109V108H137ZM261 109V108H260ZM259 109V112L260 111H263V110H260ZM90 111H91V109H89ZM140 110H141V108H140ZM194 110V111H193ZM235 110H236V112H235ZM12 111V110H11ZM10 111V112H11ZM46 111V110H45ZM90 111H88V112H90ZM102 111H104V109L102 110ZM138 111V110H137ZM240 111V110H239ZM4 112V111H3ZM9 112V111H8ZM9 112V113H10ZM14 112V111H13ZM108 112V111H107ZM143 112V111H142ZM202 112H204V113H202ZM258 112V113H259ZM261 113V112H260ZM259 113V114H260ZM2 114V113H1ZM4 114V113H3ZM14 114V113H13ZM85 114V113H84ZM90 114H92V113H90ZM98 114V113H97ZM239 114V113H238ZM238 114H237V116H238ZM262 114H264V113H262ZM9 115V114H8ZM18 115V114H17ZM56 115V114H55ZM86 115V114H85ZM84 115V116H85ZM255 115H257V113H255ZM261 115V114H260ZM259 115V116H260ZM0 116H2V115H0ZM64 116V115H63ZM93 116V115H92ZM97 116V115H96ZM191 116V117H190ZM234 116V115H233ZM3 117V119H4V116H2ZM10 116H8V118H9ZM12 117V116H11ZM19 117V116H18ZM56 117V116H55ZM94 117V116H93ZM142 117V118H141ZM261 117V116H260ZM7 118V121L9 120L10 121V119H8ZM51 118V117H50ZM49 118V119H50ZM90 118V117H89ZM194 120H192V119ZM257 118H258V116H257ZM13 120H14V118H12ZM19 119V118H18ZM17 119V120H18ZM53 119V118H52ZM59 119H60V117H59ZM100 119H101V117H100ZM260 119V118H259ZM2 120V119H1ZM0 120V121H1ZM5 120V119H4ZM16 120V119H15ZM20 120V119H19ZM125 120V119H124ZM264 120V119H263ZM3 121V120H2ZM1 121V122H2ZM96 121H98V119H96ZM128 120H126L125 122H127ZM184 121H185V124H186V122H188V124H189V126H186L187 128H189L188 130H190V129H196L195 130V132L192 130H190V131H187V132H189V134L190 135H187V134H185L184 132H183V130H182V128L183 127H185V126H183L184 124ZM4 122V121H3ZM6 122V121H5ZM16 122V121H15ZM14 122V123H15ZM11 123H13L12 121H11ZM10 123V124H11ZM17 123H18V121H17ZM16 123V124H17ZM5 124V123H4ZM72 124V123H71ZM122 124V123H121ZM135 124V123H134ZM3 125V124H2ZM6 125V124H5ZM9 125V124H8ZM6 126V127H9V126ZM13 125H15V124H13ZM52 125H55V124H52ZM67 125V124H66ZM65 125V126H66ZM91 125V124H90ZM16 126V125H15ZM56 126V125H55ZM158 126V125H157ZM159 126H161V125H159ZM234 126V127H233ZM3 127H5V126H3ZM12 127H14V126H12ZM57 127V126H56ZM83 127V126H82ZM130 127H131V125H130ZM16 128V127H15ZM106 128H107V126H106ZM109 128V127H108ZM159 128V127H158ZM186 128V129H187ZM259 128H260V131L261 132H263L264 133V124H261V122L259 123ZM22 129V128H21ZM81 129V128H80ZM79 129V130H80ZM160 129H161V127H160ZM185 129V128H184ZM185 129V130H186ZM64 130V129H63ZM66 130V129H65ZM153 130V129H152ZM236 130H238V129H236ZM12 131V130H11ZM15 130H13V132H14ZM86 131V130H85ZM111 131V130H110ZM159 131V130H158ZM162 131V130H161ZM164 131V130H163ZM201 133V135H198L197 136V134H196V136H195V134L194 133H199V132ZM86 132H88V131H86ZM135 132V131H134ZM191 132H194V133H191ZM21 133V132H20ZM37 133V132H36ZM90 133H92V132H89V133H87V134H89L90 135ZM122 133V132H121ZM136 133V132H135ZM260 133V132H259ZM26 134V133H25ZM29 134V133H28ZM33 134V133H32ZM95 134V133H94ZM150 134H152V135H149ZM162 134V133H161ZM165 134V133H164ZM207 134V135H206ZM21 135V134H20ZM39 135V134H38ZM66 135H67V133H66ZM103 135V134H102ZM150 137H148V136ZM163 135V134H162ZM95 136V138H96V135H94ZM142 136L143 137H148L150 140H149V142L148 141H146L145 139H143L142 138ZM168 136V135H167ZM210 136V137H209ZM214 136V137H213ZM217 136V137H218ZM27 137V136H26ZM69 137V136H68ZM91 138H92V135L90 136ZM99 137V136H98ZM123 137V136H122ZM213 137V138H212ZM35 138V141L37 140L36 139V137H34ZM61 138H63V137H59V140L61 139ZM65 138L67 139V137L65 136ZM90 138V139H91ZM94 138V137H93ZM138 138V137H137ZM158 138V139H157ZM168 138V137H167ZM175 138V139H176ZM64 139V138H63ZM73 139V138H72ZM71 139V140H72ZM89 139V138H88ZM158 141H157V140ZM162 139V138H161ZM184 139H186V141L184 140ZM191 139V138H190ZM34 140V139H33ZM33 140H32V142H33ZM42 140V139H41ZM44 140V139H43ZM74 140V139H73ZM82 140H86V139H82ZM94 140V139H93ZM96 141H92V142H88L89 143V145H88V143H87V146H84V145H86V144H84L83 146L84 147H78V148H75L76 146H69V147H71V148H69V147H67V146H65L64 148H63V150H64V154H63V157H62V159L64 160L63 162H64V164H67L70 168H71V170L72 171H74V173H76V177L79 175V178H82V181L84 180V181H86L87 180V182H89V183H91L92 184V182H95V183H99V182H101L102 181V179H104L105 178V180L107 179V178H109V174H111V173H109V171H108V169H107V167H109V165L108 166H105V161H106V159H107V162H109V157H114L115 156V154H116V151H119L118 150V148H116L117 150L115 151V150H111L110 149V147H111V144H109L108 142H106L105 140H103V141H105V142H102V141H97V139H95ZM109 140V139H108ZM111 140L112 139H110V142H111ZM61 141V140H60ZM67 141V140H66ZM79 141H81V140H79ZM156 141L158 142V143H156ZM232 140H230V142H231ZM25 142V141H24ZM38 142V141H37ZM112 142H113V140H112ZM111 142V143H112ZM178 142H180V141H178ZM12 143V142H11ZM67 143H68V141H67ZM79 143V142H78ZM103 143H108L109 144V146H106V145H108V144H104L103 145ZM113 143H115V142H113ZM147 143H149V144H147ZM189 143V142H188ZM15 144V143H14ZM57 144H58V142H57ZM75 144V143H74ZM117 144V143H116ZM116 144L114 145L113 144V146H116ZM221 144V143H220ZM219 144V142H218V145H220ZM231 144V143H230ZM232 144H234V143H232ZM13 145V144H12ZM19 145V144H18ZM18 145H15V146H18ZM43 145V144H42ZM63 145V144H62ZM66 145V144H65ZM213 145V146H212ZM222 146V145H221ZM20 147V146H19ZM19 147H16V148H18L19 149ZM23 147V146H22ZM29 147V146H28ZM62 147V146H61ZM72 147H74L75 149H73ZM119 147V146H118ZM134 147V146H133ZM166 147V146H165ZM222 147H224V146H222ZM221 147V148H222ZM113 148H115V147H113ZM122 148V147H121ZM123 148H126V147H123ZM170 148V147H169ZM215 148V149H216ZM119 149H120V147H119ZM196 149V148H195ZM194 149V150H195ZM205 149V150H206ZM214 149V150H215ZM216 149V150H217ZM253 149H259V150H261V154H262V158L260 159V161L258 162V164H257V166H255V167H250L249 166V164H248V162H247V156H246V154H247V152L248 151H253ZM31 150V149H30ZM55 150V149H54ZM57 150V149H56ZM98 150H100V151H98ZM123 150V149H122ZM125 150V149H124ZM190 150V149H189ZM192 150V154H193V149H191ZM191 150L189 151L190 153H191ZM209 150V149H208ZM213 149L211 148V150H209L210 152L212 151ZM237 150H238V152H237ZM2 151V150H1ZM17 151V150H16ZM25 151H26V149H25ZM29 151V150H28ZM27 151V152H28ZM102 151V153H104L103 155H101V153H99L100 155H98L97 153L98 152H101ZM113 151H115V152H113ZM128 151H130V150H128ZM139 151V150H138ZM138 151H137V153H138ZM168 151V150H167ZM173 151V150H172ZM196 151V150H195ZM56 152V151H55ZM59 151H57V153H58ZM62 152V151H61ZM61 152H60V154H61ZM119 152H121V151H119ZM125 152V151H124ZM132 151H130V153H131ZM174 152H176V151H174ZM188 152V153H189ZM198 152V151H197ZM197 152H195L194 153V156L195 157H199V156H197V155H195ZM206 152V156H208V151H205ZM216 152V151H215ZM218 152V151H217ZM22 153V152H21ZM35 153V152H34ZM33 153V154H34ZM118 153V152H117ZM127 153H129V152H127ZM132 153H134V152H132ZM190 153H189V155H190ZM199 153V152H198ZM218 153H220V154H222V152H220V150H219V152ZM228 153H229V150H228ZM29 154V153H28ZM121 154V153H120ZM191 154V155H192ZM209 154H211V153H209ZM212 154H214L213 152H212ZM23 156L25 155V154H22ZM36 155V154H35ZM35 155H32V156H35ZM114 155V156H113ZM125 155V154H124ZM123 154L121 155L122 156V158H120L121 156L120 155H117L118 156V158H112V161H113V159H116V160H118L119 158H120V160L119 161H123L122 159H126V158H124L123 156H124ZM131 155V154H130ZM215 155V154H214ZM102 156H109L108 158L106 157H103L102 158ZM127 156H129V155H127ZM132 156V155H131ZM134 156V155H133ZM132 156V157H133ZM194 156H192V157H194ZM212 156V155H211ZM220 156V155H219ZM2 157V156H1ZM7 157V156H6ZM5 157V158H6ZM25 157H27V155L25 156ZM36 157V156H35ZM60 157V156H59ZM126 157V156H125ZM136 157V156H135ZM201 157V156H200ZM213 157V156H212ZM218 157V156H217ZM223 157V156H222ZM9 158V157H8ZM15 158V157H14ZM32 158V157H31ZM54 158V157H53ZM58 158V157H57ZM128 158V157H127ZM208 158H209V156H208ZM214 158V157H213ZM33 159V158H32ZM129 159H131V158H129ZM157 159V158H156ZM159 159V158H158ZM157 159V160H158ZM220 159H221V157H220ZM6 160H8V159H6ZM60 160V159H59ZM218 160V159H217ZM19 161V160H18ZM40 161V160H39ZM110 161H111V159H110ZM115 161V160H114ZM224 161V160H223ZM32 162H34V161H32ZM106 162V163H107ZM126 162H127V159H126ZM217 162V161H216ZM220 162V161H219ZM15 163V162H14ZM17 163V162H16ZM110 163V162H109ZM118 162H116V164H117ZM150 163H152V164H150ZM156 163V166L158 165V163L157 162H155ZM35 164V163H34ZM108 164V163H107ZM115 164V162L113 163V165H116ZM119 164V163H118ZM121 164V163H120ZM119 164V165H120ZM124 164H126L125 163V161H124ZM123 163L120 165V166H122V165H124ZM127 164V165H128ZM149 164V165H148ZM163 164V163H162ZM219 164H221V163H219ZM224 164V163H223ZM18 165V164H17ZM37 165V164H36ZM61 165V164H60ZM119 165L117 166H115V167H111V168H114L115 169V171H116V168L117 167H119ZM131 165V166H130ZM222 165V164H221ZM225 165H227V164H225ZM8 166V165H7ZM57 166V165H56ZM66 166V165H65ZM159 166V165H158ZM161 166V165H160ZM165 166H167V165H165ZM229 166H228V168H229ZM10 167H12V166H10ZM54 167V169H55V166H53ZM60 168H61V166H59ZM58 167V168H59ZM153 167V166H152ZM155 167V166H154ZM180 167H182V166H180ZM230 167V168H231ZM7 168V167H6ZM9 168V167H8ZM16 168V167H15ZM120 168V167H119ZM118 168V169H119ZM123 168V167H122ZM121 168V169H122ZM148 168H149V170H148ZM170 168V167H169ZM178 168V167H177ZM17 169H19V168H17ZM26 169V168H25ZM24 169V170H25ZM110 169V168H109ZM114 169H112V171L114 170ZM150 169H152V170H150ZM173 169V168H172ZM226 169H227V167H226ZM10 170V169H9ZM20 170V169H19ZM19 170H18V172H19ZM23 170V169H22ZM27 170V169H26ZM35 170V169H34ZM68 170H70V169H68ZM131 170H133V174H132V172H131ZM166 170V169H165ZM164 170V171H165ZM13 171V170H12ZM14 171H17V170H14ZM28 171H31V170H28ZM71 171V172H72ZM110 171H111V169H110ZM174 171V170H173ZM10 172H11V170H10ZM34 172V171H33ZM58 172V171H57ZM162 172V171H161ZM14 173H16V172H14ZM13 173V174H14ZM21 173V172H20ZM19 173V174H20ZM68 173H70V172H68ZM73 173V174H74ZM114 173L115 172H113V176H114ZM155 173V172H154ZM208 173V172H207ZM210 173V172H209ZM19 174H17V175H19ZM26 174V173H25ZM28 174V173H27ZM60 174H62V173H60ZM206 174V173H205ZM241 174V173H240ZM16 175V174H15ZM69 175V174H68ZM70 175H71V173H70ZM69 175V176H70ZM112 175V174H111ZM63 176V175H62ZM73 176V175H72ZM185 176V175H184ZM207 176H209V174L207 175ZM211 176V175H210ZM24 177H25V175H24ZM23 177V178H24ZM75 177V176H74ZM20 178H22V176L20 177ZM92 178H95V179H93L92 180ZM126 178V180H123V179H125ZM19 179V178H18ZM149 179V180H148ZM22 180V179H21ZM1 181V180H0ZM23 182H27V181H24V180H22ZM81 181V182H82ZM83 181V182H84ZM132 181V180H131ZM156 181H158V180H156ZM202 180H200V182H201ZM11 182V181H10ZM22 182V183H23ZM78 182V181H77ZM114 182V181H113ZM129 182V181H128ZM127 182V183H128ZM133 182V181H132ZM192 182V181H191ZM190 181H189V184H193V183H191ZM200 182H198V183H200ZM203 182H205V181H203ZM28 184H29V182H27ZM76 183V182H75ZM80 183V182H79ZM95 183H93V185H97V184H95ZM119 183V182H118ZM150 183V182H149ZM188 183V182H187ZM198 183H197V185H198ZM1 184V183H0ZM17 184V183H16ZM25 184V183H24ZM91 184H89V185H91ZM116 184V183H115ZM129 184V183H128ZM152 184V183H151ZM206 184V183H205ZM204 184V185H205ZM82 184L80 183V186H81ZM84 185V184H83ZM82 185V186H83ZM194 185V184H193ZM196 184L193 186L194 188H195V186H197ZM203 185V184H202ZM209 185V184H208ZM4 186V185H3ZM28 186V185H27ZM109 186V185H108ZM113 186V185H112ZM118 186H119V184H118ZM132 186V185H131ZM153 186V187H152ZM186 186V185H185ZM187 186H188V184H187ZM199 186V185H198ZM197 186V187H198ZM211 186V185H210ZM46 187V186H45ZM84 187V186H83ZM82 187V188H83ZM86 187V186H85ZM94 187V186H93ZM110 187V186H109ZM117 187V186H116ZM120 187V186H119ZM181 187V186H180ZM200 188H201V186H199ZM204 187V186H203ZM28 188H29V186H28ZM44 188V187H43ZM95 188H96V186H95ZM101 188L102 187H100V190H101ZM114 188V187H113ZM112 188V189H113ZM131 188V187H130ZM137 188V189H138ZM150 188H152V189H149V190H151V193L152 194H154V192H156V190H157V188H158V183H153L152 185H151V187ZM177 188V187H176ZM188 188V187H187ZM191 188V187H190ZM4 189V188H3ZM16 189V188H15ZM38 189V188H37ZM103 189V188H102ZM115 189V188H114ZM119 189V188H118ZM118 189L115 191V194H116V192L118 191ZM135 189V188H134ZM196 189V188H195ZM199 189V188H198ZM202 189V188H201ZM209 189H210V187H209ZM7 190V189H6ZM5 189H4V191L5 192H8V191H6ZM107 190V189H106ZM120 190H122V189H120ZM129 190V189H128ZM127 190V192L129 193V191ZM191 190H193L192 188H191ZM207 190V189H206ZM95 191H97V190H95ZM123 192L124 191H126L125 189L124 190H122ZM131 191V190H130ZM176 191V190H175ZM196 191L198 192V190L196 189ZM4 192V193H5ZM55 192V191H54ZM61 192V191H60ZM63 192V191H62ZM107 192H108V190H107ZM106 192V193H107ZM122 192V193H123ZM132 192V191H131ZM194 192V191H193ZM211 192V191H210ZM214 192V191H213ZM35 193H37V192H35ZM64 193V192H63ZM63 193H62V195H63ZM157 193V192H156ZM170 193V192H169ZM172 193V192H171ZM198 193H200V191L198 192ZM206 193H208V192H206ZM6 194V193H5ZM9 194H10V192H9ZM34 194V193H33ZM44 194V193H43ZM46 195H47V197H48V195H50L49 193L47 194V193H45ZM55 194V193H54ZM54 194H52V195H54ZM61 194V193H60ZM104 194V193H103ZM139 194H140V191H139ZM142 194H145L146 195V193H142ZM194 194V193H193ZM201 194H202V192H201ZM205 194V193H204ZM7 195H8V193H7ZM42 195V194H41ZM45 195V196H46ZM57 195V194H56ZM68 195V194H67ZM75 195V194H74ZM74 195H72V196H74ZM76 195H78V194H76ZM150 195V194H149ZM188 195V194H187ZM199 195V194H198ZM207 195V194H206ZM209 195V194H208ZM212 195V194H211ZM215 195V194H214ZM6 196V195H5ZM13 196V195H12ZM14 196H16V195H14ZM71 196V195H70ZM142 196V195H141ZM144 196V195H143ZM142 196V197H143ZM154 196V195H153ZM155 196H156V194H155ZM169 196H171V195H169ZM175 196V195H174ZM184 196V195H183ZM195 196V195H194ZM18 197L20 198L21 197V195H18ZM40 197V196H39ZM119 197V196H118ZM145 197V196H144ZM207 197V196H206ZM210 197H212V196H210ZM210 197H207V199L209 198L210 199ZM217 197V196H216ZM10 198H11V196H10ZM66 198V197H65ZM90 198H92V197H90ZM89 198V199H90ZM152 198H155V197H152ZM157 198V197H156ZM179 198V197H178ZM4 199V198H3ZM34 199V198H33ZM57 199H58V197H57ZM137 199V198H136ZM150 199V198H149ZM186 199V198H185ZM214 199H216L215 197H214ZM220 199V198H219ZM19 200V199H18ZM25 200V199H24ZM43 200V199H42ZM48 200V199H47ZM35 201V200H34ZM37 201V200H36ZM90 201V200H89ZM92 201V200H91ZM102 201V200H101ZM18 202V201H17ZM47 202H49V200L47 201ZM61 202V201H60ZM72 202V201H71ZM88 202V201H87ZM7 203V202H6ZM18 203H20V202H18ZM41 203V202H40ZM46 203V202H45ZM62 203V202H61ZM60 203V205H62ZM65 203V202H64ZM70 203V202H69ZM84 203V202H83ZM112 203H114V202H112ZM142 203V202H141ZM145 203V202H144ZM21 204V203H20ZM19 204V205H20ZM66 205H68L67 203H65ZM76 204V203H75ZM109 204V203H108ZM146 204H148V203H146ZM168 204V203H167ZM18 205V206H19ZM86 205V204H85ZM89 205H90V203H89ZM97 205V204H96ZM112 205V204H111ZM118 205V204H117ZM135 204H132V207L134 206ZM154 205V204H153ZM159 205H160V203H159ZM63 206V205H62ZM87 206V205H86ZM94 206V205H93ZM99 206V205H98ZM106 206V205H105ZM126 206V205H125ZM129 206V205H128ZM131 206V205H130ZM155 206V205H154ZM157 206V205H156ZM221 206V205H220ZM23 207V206H22ZM54 207V206H53ZM64 207V206H63ZM66 207V206H65ZM79 206H77L76 208H78ZM88 207V206H87ZM100 207V206H99ZM99 207H97V208H99ZM131 207V208H132ZM218 207H219V204H218V206H216V207H207V209L205 210V214H204V216L202 217L203 218V222H199V223H202V225H201V228H200V230H198L197 229V227L195 228V230H197V231H195V230H191V231H188V233H186V234H184L185 235V237H184V240H182L183 241V249H182V251H180L181 253H180V255H177V256H173L172 257V259H170L169 257H167V256H165V253H166V251H168V250H170L171 248H173V246L179 241V240H177V238L176 237H173V230H170V231H168V234L165 236V237H163L162 239H161V241H160V239H159V241H160V245H158V246H161V248L162 249H164L165 251V253L163 254V255H161V257L162 256H165V257H167V258H169L171 261H167V259H163V261H166L167 262V264H264V223H262V225H260L259 227H257L256 229H253L250 233L248 232V230H247V232H243V231H245V228H244V226L243 227H241V225L239 224V223H232V221H231V219H227V218H222V219H224L223 221H222V219L219 221L218 219L215 221L214 219H215V217H216V215H215V217H213L214 219H212V220H214V221H210V218H211V215H214L215 213H217V212H215L214 213V211H216L217 209H218ZM19 208H20V206H19ZM51 208V207H50ZM72 208V207H71ZM75 208V209H76ZM86 208V207H85ZM95 208H96V206H95ZM108 208V207H107ZM119 208H121V206L119 207ZM13 209V208H12ZM20 209H22V208H20ZM23 209H24V207H23ZM92 209L93 208H91V211H92ZM177 209H178V207H177ZM53 210V209H52ZM55 210H57V208L55 209ZM60 210V209H59ZM77 210V209H76ZM95 210H97V209H95ZM17 211H19V209L17 210ZM24 212L26 211V210H23ZM45 211V210H44ZM88 211V210H87ZM103 211H104V209H103ZM174 211V210H173ZM172 211V212H173ZM46 212H47V210H46ZM55 212V211H54ZM59 212V211H58ZM76 212V211H75ZM81 212V211H80ZM108 212V211H107ZM122 212V211H121ZM121 212H120V214H121ZM159 212H160V210H159ZM158 212V213H159ZM242 212V211H241ZM258 212V211H257ZM26 213V215L28 216V213H29V211L28 212H25ZM103 213V212H102ZM110 213H111V215H108L106 218H105V220L106 221H104L103 219H101V217H99L101 220H103L102 222H101V220L100 221H97V220H99L98 218H96L97 220H94L95 218H94V215H93V218L91 219V218H89L88 220V224L90 225V227H89V225L87 224V223H85V224H87L88 225V231H89V229L92 227V229L90 230L91 232L89 233L90 235H89V237L92 235L91 233H92V231H93V229L96 231V233H95V236H103V237H105V238H107L106 237V235H115V234H118V235H116L115 237H119L120 235L121 236H123V233L122 234H120L122 231H120V232H118L119 230H121L120 228L121 227H117V225L119 226V224H121L122 222L121 221H117V219H116V216H118V215H120L119 214V211H117L116 212V210L115 211H110ZM124 213V212H123ZM243 214H245V212H244V210H243V212H242ZM250 213V212H249ZM249 213H247V214H249ZM24 214V213H23ZM94 214V213H93ZM242 214V215H243ZM30 215V214H29ZM76 215V214H75ZM74 215V217H76ZM150 215H152L151 217H153V218H151V221H152V219H155V216L157 215V211H156V209L155 208H148V209H146V210H144L143 211V214H142V216H143V219H147ZM262 215H263V212H262ZM22 217H23V215H21ZM79 216V215H78ZM101 216H103V217H105L106 215L105 214H102ZM133 216V214L131 215V217ZM244 216V215H243ZM248 216V215H247ZM250 216V215H249ZM258 216V215H257ZM33 217V216H32ZM89 217V216H88ZM134 217V216H133ZM132 217V218H133ZM237 217V216H236ZM251 217V216H250ZM259 217H260V215H259ZM28 218H31V217H28ZM131 218V219H132ZM191 218V217H190ZM219 218V217H218ZM243 218V217H242ZM253 218V217H252ZM250 219V218H249ZM2 220V219H1ZM32 220V219H31ZM31 220H29V221H31ZM38 220V219H37ZM77 220V219H76ZM75 220V221H76ZM114 220V221H113ZM121 220H123V219H121ZM234 220H235V218H234ZM244 220H248L247 218H245ZM35 221V220H34ZM33 220L31 221V222H34ZM68 221H71V220H67L66 222H68ZM133 221V220H132ZM136 221V220H135ZM181 221V220H180ZM236 221V220H235ZM238 221H240V220H238ZM241 221H243V220H241ZM262 221H263V219H262ZM77 222V221H76ZM76 222H74L73 221V223H76ZM126 222H128V221H126ZM129 222H131L130 220H129ZM134 222V221H133ZM132 222V223H133ZM244 222V221H243ZM243 222H240V223H243ZM35 223V222H34ZM37 223V222H36ZM82 223V222H81ZM113 223V224H112ZM124 223H125V221H124ZM123 223V224H124ZM132 223H130V224H132ZM198 223V222H197ZM69 224H70V222H69ZM68 224V225H69ZM78 224H80L79 222H78ZM134 224H138L137 222H135V223H133V225ZM180 224V223H179ZM76 225H77V223H76ZM198 225V224H197ZM200 225V224H199ZM8 226V225H7ZM121 226V225H120ZM126 226H128V225H126ZM189 226H190V224H189ZM70 227H72V226H70ZM163 227V226H162ZM182 227V226H181ZM241 227V228H240ZM247 229H248V226L246 225L245 226ZM15 228H17L16 226H15ZM79 228V227H78ZM87 228V227H86ZM129 228V227H128ZM184 228V227H183ZM187 228H188V226H187ZM244 230H243V229ZM254 228V227H253ZM7 229V228H6ZM10 229V228H9ZM19 229V228H18ZM22 229V228H21ZM67 229H68V227H67ZM75 229V228H74ZM80 229V228H79ZM82 230H83V228H81ZM80 229V230H81ZM127 229V228H126ZM8 230V229H7ZM25 230V229H24ZM28 230V229H27ZM76 230V229H75ZM74 230V231H75ZM78 230V229H77ZM81 230V231H82ZM128 230V229H127ZM243 230V231H242ZM13 231V230H12ZM15 231V230H14ZM87 230H86V232H88ZM95 231H93V233L95 232ZM129 231V230H128ZM132 231V230H131ZM11 232V231H10ZM10 232L8 231V233H9V235H10ZM15 232H17V231H15ZM20 232V231H19ZM26 232V231H25ZM134 232V231H133ZM133 232L131 233V234H133ZM159 232V231H158ZM157 232V233H158ZM165 232V231H164ZM178 232V231H177ZM180 232V231H179ZM183 232V231H182ZM187 232V231H186ZM5 235H6V233L5 232H3ZM7 233V234H8ZM27 233V232H26ZM77 233V232H76ZM80 233V232H79ZM83 233H85V232H83ZM125 233H126V231H125ZM128 233V232H127ZM141 233V232H140ZM18 234H20V233H18ZM30 234V233H29ZM82 234V233H81ZM88 234V233H87ZM120 234V235H119ZM131 234H128L129 236H131ZM148 234V233H147ZM146 234V235H147ZM179 234V233H178ZM177 234V235H178ZM12 235V234H11ZM15 235V234H14ZM13 235V236H14ZM28 235V234H27ZM51 235V234H50ZM76 235V234H75ZM80 235V234H79ZM83 235V234H82ZM94 235V234H93ZM182 235V234H181ZM180 235V236H181ZM29 236V235H28ZM31 236V235H30ZM54 236V235H53ZM77 236H78V234H77ZM86 236V235H85ZM95 236L93 237L92 236V238L94 239L95 238ZM108 236V238L107 239H114L113 238V236ZM128 236V237H129ZM149 237H150V235H148ZM179 236V237H180ZM5 237V236H4ZM9 236H7L6 238H8ZM23 237V236H22ZM22 237H20V238H22ZM51 237V236H50ZM49 237V238H50ZM79 237V236H78ZM88 237V236H87ZM102 237V238H103ZM124 237L125 238H127L125 235H124ZM123 237V238H124ZM135 237H138V236H135ZM135 237H129L130 239L131 238H133V240L135 241L136 239H135ZM141 237H142V235H141ZM149 237H147V238H149ZM11 238V237H10ZM23 238H26L25 236L23 237ZM28 238V237H27ZM31 238H33V237H31ZM54 238H55V236H54ZM82 238V237H81ZM81 238L79 239V240H81ZM92 238L90 237L89 239H91L92 240ZM104 238V239H105ZM142 238H144L148 243L147 244H151L152 243V241H151V243H149L150 242V238L147 240V238H145L144 236L142 237ZM180 238H182V237H180ZM13 239V238H12ZM16 239V238H15ZM85 239V238H84ZM87 239V238H86ZM85 239V240H86ZM97 239V238H96ZM96 239H94L95 241H96ZM9 240H11V239H9ZM14 240V239H13ZM93 240V241H94ZM97 240H99V239H97ZM101 240H103V239H101ZM116 240V239H115ZM127 240V239H126ZM17 241H19L18 240V238H17ZM29 241H30V239H29ZM100 241V240H99ZM105 241V240H104ZM108 241V240H107ZM114 241V240H113ZM130 241V240H129ZM132 241V240H131ZM12 242V241H11ZM24 242H25V240H24ZM28 242V241H27ZM39 242V241H38ZM45 242V241H44ZM47 242V241H46ZM45 242V243H46ZM85 242V241H84ZM112 242V241H111ZM135 242H137V240L135 241ZM139 242V241H138ZM17 243V242H16ZM32 243V242H31ZM44 243V244H45ZM87 243H89V242H87ZM96 243H98L97 241H96ZM117 243V242H116ZM122 244H123V242H121ZM155 243V245H156V243L157 242H154ZM28 244V243H27ZM48 244V243H47ZM46 244V245H47ZM86 244V243H85ZM90 244V243H89ZM91 244H92V241H91ZM127 244H129V243H127ZM138 244V243H137ZM158 244V243H157ZM17 245V244H16ZM20 245V244H19ZM49 245V244H48ZM95 245V244H94ZM96 245H98V244H96ZM123 245H125V244H123ZM129 245H131V244H129ZM28 246H29V244H28ZM107 246H108V244H107ZM106 246V247H107ZM114 246V245H113ZM149 246V245H148ZM154 246V245H153ZM21 247V246H20ZM129 246L127 245V248H128ZM131 247V246H130ZM139 247V246H138ZM154 247H156V246H154ZM178 247V246H177ZM101 248V247H100ZM115 248H117L116 246H115ZM160 248V247H159ZM160 248V249H161ZM102 249V248H101ZM1 250V249H0ZM114 250V249H113ZM126 250V249H125ZM157 250V249H156ZM2 251V250H1ZM178 251V250H177ZM102 252V251H101ZM115 252H116V250H115ZM119 252V251H118ZM120 252H122V251H120ZM175 252V251H174ZM9 253V252H8ZM113 253V252H112ZM127 252H125V254H126ZM132 253H133V251H132ZM178 253V252H177ZM21 255V254H20ZM121 255V254H120ZM133 255V254H132ZM156 255V254H155ZM1 256V255H0ZM134 256V255H133ZM161 257H160V259H161ZM11 258V257H10ZM9 258V259H10ZM8 259V258H7ZM8 259V260H9ZM15 259V258H14ZM150 259V258H149ZM3 260V259H2ZM15 260H17V259H15ZM19 260V259H18ZM17 260V261H18ZM21 260V259H20ZM130 260V259H129ZM132 260V259H131ZM130 260V261H131ZM134 260V259H133ZM159 260V259H158ZM22 261V260H21ZM21 261H19V262H21ZM26 261V260H25ZM76 261V260H75ZM84 261V260H83ZM119 261V260H118ZM8 261H6V263H7ZM30 262V261H29ZM77 262V261H76ZM159 261H157V263H158ZM1 263V262H0ZM3 263V262H2ZM5 263V262H4ZM10 263V262H9ZM18 263V262H17ZM74 263V262H73ZM131 263V262H130ZM135 263V262H134ZM148 263V262H147ZM164 264H166L165 262H163ZM20 264V263H19ZM21 264H23V263H21ZM33 264V263H32ZM92 264H94V263H92ZM95 264H97V262L95 263ZM129 264V263H128ZM144 264V263H143ZM146 264V263H145Z\"/></svg>",
    "mask_w": 264,
    "mask_h": 264
},
{
    "label": "built area",
    "instance_id": "2783aa9c",
    "mask_svg": "<svg viewBox=\"0 0 264 264\" xmlns=\"http://www.w3.org/2000/svg\"><path fill=\"white\" fill-rule=\"evenodd\" d=\"M246 156H247V162H248L250 167L257 166L258 162L263 157L261 154V150H259V149H253L252 152L248 151Z\"/></svg>",
    "mask_w": 264,
    "mask_h": 264
}]
</instances>
